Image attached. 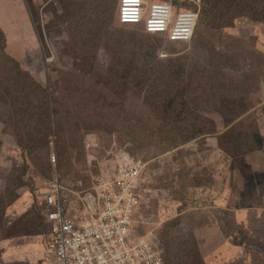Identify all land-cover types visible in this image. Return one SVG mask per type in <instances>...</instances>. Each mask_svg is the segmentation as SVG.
<instances>
[{
  "label": "rangeland",
  "instance_id": "obj_1",
  "mask_svg": "<svg viewBox=\"0 0 264 264\" xmlns=\"http://www.w3.org/2000/svg\"><path fill=\"white\" fill-rule=\"evenodd\" d=\"M27 3L26 69L0 31V264H54L46 195L114 179L121 152L164 264H264V0H200L187 43L120 25L118 0Z\"/></svg>",
  "mask_w": 264,
  "mask_h": 264
},
{
  "label": "built area",
  "instance_id": "obj_2",
  "mask_svg": "<svg viewBox=\"0 0 264 264\" xmlns=\"http://www.w3.org/2000/svg\"><path fill=\"white\" fill-rule=\"evenodd\" d=\"M200 0H118L120 25L170 43H187L196 31ZM114 161V179L83 184L76 198L56 186L46 195L44 221L54 264H164L162 243L136 234L151 192L145 165L128 152ZM53 157V163L56 159ZM55 183H58L57 180ZM72 196V195H70ZM150 218L147 216L146 222Z\"/></svg>",
  "mask_w": 264,
  "mask_h": 264
},
{
  "label": "crops",
  "instance_id": "obj_3",
  "mask_svg": "<svg viewBox=\"0 0 264 264\" xmlns=\"http://www.w3.org/2000/svg\"><path fill=\"white\" fill-rule=\"evenodd\" d=\"M0 30L7 40L5 43L7 54L17 60L15 54L21 55L22 52L21 61L18 63L21 68L26 69L25 63L28 61L29 53L37 52L38 50L34 48L43 44L37 24L32 20L27 0H0ZM215 230L216 233H211V237L218 244L220 234L218 228ZM215 252L213 251V254ZM232 252L236 250L232 249ZM207 263L215 264L209 261Z\"/></svg>",
  "mask_w": 264,
  "mask_h": 264
},
{
  "label": "trees",
  "instance_id": "obj_4",
  "mask_svg": "<svg viewBox=\"0 0 264 264\" xmlns=\"http://www.w3.org/2000/svg\"><path fill=\"white\" fill-rule=\"evenodd\" d=\"M135 29H137V28H135ZM139 32H140V30L139 29H137ZM1 31V30H0ZM2 33V32H1ZM142 33V32H141ZM3 35V34H2ZM4 36V35H3ZM8 58H9V56H8ZM17 63V62H16ZM18 64V66H19V68H20V65H19V63H17ZM20 70H21V68H20ZM154 73V72H153Z\"/></svg>",
  "mask_w": 264,
  "mask_h": 264
}]
</instances>
